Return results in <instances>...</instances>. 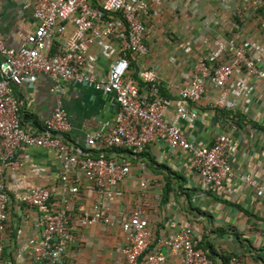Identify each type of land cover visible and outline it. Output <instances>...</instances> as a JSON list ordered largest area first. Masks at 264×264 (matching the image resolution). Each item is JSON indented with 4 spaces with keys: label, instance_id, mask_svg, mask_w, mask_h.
I'll use <instances>...</instances> for the list:
<instances>
[{
    "label": "built area",
    "instance_id": "2783aa9c",
    "mask_svg": "<svg viewBox=\"0 0 264 264\" xmlns=\"http://www.w3.org/2000/svg\"><path fill=\"white\" fill-rule=\"evenodd\" d=\"M169 1L182 0H38L32 8L35 28L23 47H7L0 35V262L10 209L18 207L35 212L37 235L20 242L10 238L16 244L15 264H65L74 231L94 225L119 227L124 240L121 264H166L169 256L179 257L182 264H214L191 226L173 228L155 241L139 208L114 213L121 185L131 175L129 158L115 150L132 156L155 145L170 153L182 150L205 192L215 193L225 181L237 179L264 200V180L233 171L231 160L239 148L232 137L234 126L210 146L189 138L198 117L195 105L208 91L217 95L214 108L232 110L253 81H264V0H240L263 13L261 40L243 45L233 39L201 38L205 53L194 62L187 83L175 85L171 97L162 91L153 69L138 65V71L133 70L149 52L153 10ZM214 1L226 8L233 0ZM190 46L180 44L185 53ZM40 76L51 80L57 97L43 132L22 121L24 102L13 93L25 79ZM69 84L111 95L117 106L112 126L90 133L85 151L67 139L71 126L62 101ZM21 150L52 152L58 171L45 174L39 164L21 159ZM7 173L17 174L10 186ZM35 179L47 184H32ZM83 188L94 195L89 204ZM228 264L243 262L232 255Z\"/></svg>",
    "mask_w": 264,
    "mask_h": 264
},
{
    "label": "crops",
    "instance_id": "0c3cea01",
    "mask_svg": "<svg viewBox=\"0 0 264 264\" xmlns=\"http://www.w3.org/2000/svg\"><path fill=\"white\" fill-rule=\"evenodd\" d=\"M37 1L0 0V35L7 47L19 49L26 44L35 28L32 8ZM205 2L208 0L169 1L155 7L149 19L153 29L147 42L149 52L133 70L138 71V65L153 69L162 91L169 97L175 93V85L187 83L194 62L205 53L201 38L233 39L243 45L261 40L260 10L246 7L240 0H233L226 8L217 5L214 9L205 7ZM199 17L204 19L203 24L198 22ZM185 42H191L186 53L180 48ZM51 88L52 82L46 76L25 79L21 87L13 88L14 95L24 102L21 110L24 123L33 126L31 121L23 120L30 117L43 128L57 105ZM216 97L208 91L195 105L198 117L189 138L199 146H210L218 135L234 126L232 137L239 144L231 160L234 173H248L264 180V81H253L250 91L232 110L214 108ZM62 105L71 126L67 139L80 151H85L90 133L112 126L117 112L113 96L77 84L67 86ZM115 152L129 158L131 175L121 185L123 194L114 206V213L139 208L155 241L173 228L191 226L200 239V247L215 264H222L221 257L232 255H238L243 264H264V200L256 198L250 187L231 179L217 192H205L190 157L182 150L170 153L167 148L155 145L139 156L121 150ZM17 155L39 164L45 174L58 171V161L52 152L21 150ZM16 177V173H7L5 180L10 186ZM32 184L44 186L47 181L35 179ZM83 191L87 204L91 203L92 191L87 188ZM114 213L112 219L116 217ZM35 220L36 214L31 209H10L1 262L14 261L16 244L10 238L20 242L37 235ZM123 244V234L117 226L77 228L64 261L65 264H121ZM166 264L182 262L179 257L169 256Z\"/></svg>",
    "mask_w": 264,
    "mask_h": 264
},
{
    "label": "rangeland",
    "instance_id": "374dc122",
    "mask_svg": "<svg viewBox=\"0 0 264 264\" xmlns=\"http://www.w3.org/2000/svg\"><path fill=\"white\" fill-rule=\"evenodd\" d=\"M184 2V1H183ZM206 6H209V7H212V9H214L215 8V6H217V4L215 3V1L214 0H208V2H205V7ZM217 10V9H216ZM186 11V10H185ZM201 11H202V9H201ZM218 11V10H217ZM185 13V12H184ZM200 13H202V12H200ZM198 12H197V17H198ZM199 19V23L200 24H203V22H204V19L202 18V17H199L198 18ZM170 24V23H169ZM166 29V28H165Z\"/></svg>",
    "mask_w": 264,
    "mask_h": 264
},
{
    "label": "trees",
    "instance_id": "16d2710c",
    "mask_svg": "<svg viewBox=\"0 0 264 264\" xmlns=\"http://www.w3.org/2000/svg\"><path fill=\"white\" fill-rule=\"evenodd\" d=\"M134 78H136L137 79V76H136V74H133L132 75ZM207 254V256H208V258L210 259V260H212L213 261V259H212V257L210 256V254H208V253H206ZM229 258L230 257H221V261H222V264H228V260H229ZM214 263V262H213ZM215 264V263H214Z\"/></svg>",
    "mask_w": 264,
    "mask_h": 264
},
{
    "label": "water",
    "instance_id": "95a60500",
    "mask_svg": "<svg viewBox=\"0 0 264 264\" xmlns=\"http://www.w3.org/2000/svg\"><path fill=\"white\" fill-rule=\"evenodd\" d=\"M23 120L31 121L32 125L36 127L40 132L44 131V129L36 121H32L30 117H24Z\"/></svg>",
    "mask_w": 264,
    "mask_h": 264
}]
</instances>
